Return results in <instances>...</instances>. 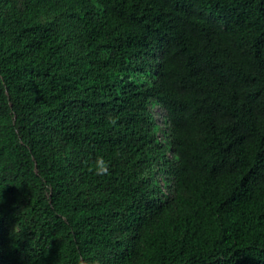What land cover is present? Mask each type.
Returning a JSON list of instances; mask_svg holds the SVG:
<instances>
[{
  "label": "trees",
  "instance_id": "obj_1",
  "mask_svg": "<svg viewBox=\"0 0 264 264\" xmlns=\"http://www.w3.org/2000/svg\"><path fill=\"white\" fill-rule=\"evenodd\" d=\"M81 261L264 264V0H0V264Z\"/></svg>",
  "mask_w": 264,
  "mask_h": 264
},
{
  "label": "clouds",
  "instance_id": "obj_2",
  "mask_svg": "<svg viewBox=\"0 0 264 264\" xmlns=\"http://www.w3.org/2000/svg\"><path fill=\"white\" fill-rule=\"evenodd\" d=\"M114 155L119 156L117 151ZM113 167V156L107 154L105 148H99L96 151V155L88 162V168L94 174L104 176L110 173V169ZM80 264H96L95 261H81Z\"/></svg>",
  "mask_w": 264,
  "mask_h": 264
},
{
  "label": "rangeland",
  "instance_id": "obj_3",
  "mask_svg": "<svg viewBox=\"0 0 264 264\" xmlns=\"http://www.w3.org/2000/svg\"><path fill=\"white\" fill-rule=\"evenodd\" d=\"M151 110L155 116L156 122L158 123V135L160 138H162L164 136V134H163V122H162L163 110L161 108H159L158 106H153L151 108ZM162 179H163V177H159V181L161 184L163 183ZM163 190L165 193L167 192V190L165 188Z\"/></svg>",
  "mask_w": 264,
  "mask_h": 264
},
{
  "label": "bare ground",
  "instance_id": "obj_4",
  "mask_svg": "<svg viewBox=\"0 0 264 264\" xmlns=\"http://www.w3.org/2000/svg\"><path fill=\"white\" fill-rule=\"evenodd\" d=\"M135 128V127H134Z\"/></svg>",
  "mask_w": 264,
  "mask_h": 264
}]
</instances>
